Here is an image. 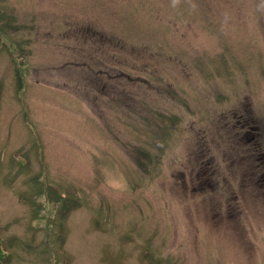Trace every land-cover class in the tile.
Returning <instances> with one entry per match:
<instances>
[{
    "label": "rangeland",
    "instance_id": "1",
    "mask_svg": "<svg viewBox=\"0 0 264 264\" xmlns=\"http://www.w3.org/2000/svg\"><path fill=\"white\" fill-rule=\"evenodd\" d=\"M7 264H264V0H0Z\"/></svg>",
    "mask_w": 264,
    "mask_h": 264
},
{
    "label": "trees",
    "instance_id": "2",
    "mask_svg": "<svg viewBox=\"0 0 264 264\" xmlns=\"http://www.w3.org/2000/svg\"><path fill=\"white\" fill-rule=\"evenodd\" d=\"M10 254L4 247L3 237L0 235V264H7ZM64 264H67L66 261H63Z\"/></svg>",
    "mask_w": 264,
    "mask_h": 264
}]
</instances>
